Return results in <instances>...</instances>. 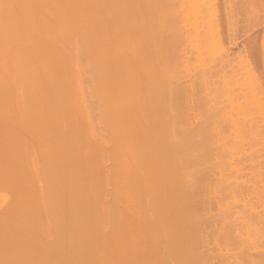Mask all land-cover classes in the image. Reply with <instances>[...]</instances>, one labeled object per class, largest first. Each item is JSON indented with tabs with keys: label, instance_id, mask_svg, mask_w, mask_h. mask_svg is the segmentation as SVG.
Instances as JSON below:
<instances>
[{
	"label": "bare ground",
	"instance_id": "bare-ground-1",
	"mask_svg": "<svg viewBox=\"0 0 264 264\" xmlns=\"http://www.w3.org/2000/svg\"><path fill=\"white\" fill-rule=\"evenodd\" d=\"M216 1L0 0V264H264V0L227 74Z\"/></svg>",
	"mask_w": 264,
	"mask_h": 264
},
{
	"label": "rangeland",
	"instance_id": "rangeland-1",
	"mask_svg": "<svg viewBox=\"0 0 264 264\" xmlns=\"http://www.w3.org/2000/svg\"><path fill=\"white\" fill-rule=\"evenodd\" d=\"M222 1H224V0H220V1L217 0V1H216V3H217L216 6L218 5V7L221 8V9H218V7H217V9L221 11V13H220V12L218 13V17H219V19H218V17H217V18H216V21H217V19H218V21L221 23V25H219V22H217L218 26L220 27L219 29L222 30V31H220L218 34H220V33H221V34L223 33V34H222V36H219V35H218L219 38L221 37L220 39H218V37H216V38L218 39V41H217L216 38H214V39H216V41H217V42H215V40H214L215 45L213 44V45L215 46L214 49L216 50L215 53H214L213 50L210 51L211 48H209V49H210V50H209V49H208L209 46H207L206 49H208V50L210 51L211 54H210V53L208 52V50H206V49H205L204 54H203V56H204V55H205V52H206V54L208 53V55H205V56H206V58L208 57L207 59H210V60H209V61H210V65H212V66H214V67H215V66L217 67V65H218V62L215 63V61H216L217 59H218L217 61H220V60H221V57H222V56L219 57V55H220L221 52H222V53H221L222 55L225 54L226 56H225V55H224V56L227 57V58H229L228 61H229L230 59H232L233 61H235V64H236V62H238V61L240 60V59H237V58H239L240 55H243V52L245 51L244 44H247V42L250 43L249 41L246 42V40H249V38L251 39V37H248V36H249V33H250V36L253 37L254 35H252V34H256V35H257V34L260 32L259 27H258V26H260V25H257V24H256V26H255L256 28L254 27L255 29H253V27H252V28H251V27L248 28V27H245V26L242 25V26H243V29H244V28H245V30H247V28L249 29V30L246 32L245 30H243V29L241 28V23H239L240 25L238 24L239 21H238V22H237V21L234 22V24L232 25L231 30L233 29V32H232L227 26H226V27H227L228 29H225V28H226L225 25H227V24L225 23L226 21H224V20L227 18V17H226V13L228 12V10H230V13L232 14V12H234L232 9H233L234 7H236V6H238L237 1H239V0H236V3H235V0H233L234 3L237 4V5H233V6H232V4H231V7H232V8L230 7V9H228L227 12L225 11V10L227 9V7L225 6V2H222ZM218 2H220V4H221V3H222V4L220 5ZM232 3H233V2H232ZM219 5H220L221 7H220ZM223 5H224V6H223ZM224 7H225V8H224ZM237 8H238V7H236V10H238ZM234 10H235V8H234ZM236 10H235V11H236ZM231 11H232V12H231ZM217 12H218V11H217ZM224 12H225V14H224ZM238 12H239V10H238ZM222 13H223V14H222ZM232 15H233V14H232ZM235 15L237 16V13L234 12L233 18H236V17H234ZM239 16H240V15H238V18H237L236 20H239ZM224 17H226V18L224 19ZM220 20H223V21L221 22ZM233 20H234V19H233ZM251 20H252V18H251ZM222 23H223V24H222ZM224 23H225V24H224ZM236 23H237V24H236ZM235 24H236V25H235ZM237 25H238V26H237ZM222 26H223V28H222ZM251 26H252V25H251ZM237 27H239L240 29L238 28V30H235V29H237ZM257 27H258V28H257ZM241 29H242V31H243L244 33H241V32H242ZM250 29H252V30L250 31ZM223 30H224V31H223ZM234 30H235V31H234ZM239 30H240V31H239ZM253 30H254V33H253ZM226 31H227V32H226ZM228 31H229V32H228ZM230 31H231V32H230ZM249 31H250V32H249ZM257 31H258V33H257ZM255 32H256V33H255ZM229 33H230V34H229ZM226 34H229V35L227 36ZM246 35H247V37H245ZM231 36H232V37H231ZM234 36H235V37H234ZM225 37H226V38H225ZM229 37H230L231 39H230ZM244 37H245L246 39H245ZM222 38H224V39L222 40ZM231 40H232V41H231ZM237 40H238V41H237ZM212 41H213V40H212ZM212 41H211V42H212ZM221 41H222V42H221ZM223 41H225V43H224ZM214 42H212V43H214ZM232 42H233V43H232ZM244 42H245V43H244ZM212 43H211V44H212ZM218 43H219V44H218ZM216 44H217V45H216ZM187 45H189V44H187ZM213 45H211V46L214 47ZM231 45H232V47H231ZM211 46H210V47H211ZM225 46H226V47H225ZM188 47H189V46H188ZM223 47H225V48H223ZM218 49H220L221 51L218 52V51H219ZM188 51H189V50H188ZM192 51H194V49H193ZM224 51H225V53H224ZM228 51H229V52H228ZM195 52H197V51H195ZM212 52H213V53H212ZM217 52H218V53H217ZM226 52H227V53H226ZM192 53H193V52H192ZM192 53H190V54L188 53V57H191V58H192L191 60H193L192 62L189 60L188 62H191L192 64H191V63H188V64L194 65L193 62H194L195 64H196V63H197V64H198V63L200 64V62H199L200 60H199V59H203V56H201V58H199L198 53H194V55H193ZM239 53H240V55H239ZM191 54H192L193 56H192ZM196 54H197L198 56H196ZM212 54H213V55H212ZM218 54H219V55H218ZM189 55H191V56H189ZM209 55H210V56H209ZM217 55H218V58H217ZM227 55H228V56H227ZM238 55H239V56H238ZM205 56H204V57H205ZM214 56H215V57H214ZM224 56L222 57V58H223L222 60H224V59L227 60V58H225ZM231 56H233V57H231ZM237 56H238V57H237ZM195 57H196V59H195ZM212 57H214L215 60H214ZM206 58H205V59H206ZM219 58H220V60H219ZM240 58H241V56H240ZM211 60H212V61L214 60L213 62H214L216 65H214V64L212 63ZM232 60L229 61V65H230L229 67H230V68H229V67L225 68V70L227 69V70H226V74H227V71L229 72V71L231 70V64H233V67L237 66V65H234V63H232V62H233ZM236 60H237V61H236ZM201 61H202V60H201ZM224 61H225V60H224ZM228 61H226L227 64H228ZM231 61H232V62H231ZM201 63H202V62H201ZM191 65H190V66H191ZM200 65H201V64H200ZM194 66H195V65H194ZM226 66H228V65H226ZM192 67H193V66H192ZM195 67H197L198 69H197V71H194V70H196V69L193 67V68H194V70H193L194 72H193V71H192V72H193L194 74L191 72V73H192V77L194 78V76L196 75V76H197L196 78H198V76H199V74H200V69H199L200 67H199L198 65L195 66ZM193 68H191V69H193ZM217 68H218V67H217ZM228 69H229V70H228ZM229 73H230V72H229ZM229 73H228V74H229ZM193 78H192V79H193ZM196 78H194V79H196ZM197 80H198V79H197ZM197 80H196V82H197ZM236 86H237V85H235V87H236ZM199 88H200V87H199ZM199 88H197V90H198ZM236 88H238V86H237ZM197 90H196V91H197ZM198 91H199V92H198ZM198 91H197L196 93H200L201 89H199ZM201 92H202V93H200V94L202 95L204 92H203V91H201ZM201 95H199V96H201ZM204 96H205V95H204ZM201 97H203V96H201ZM92 103H93V107H94L95 104H94V102H92ZM188 105H190V104H188ZM200 121H202V119H200L199 122H200ZM196 122H197V123H195L194 125H198V124H199L198 121H196ZM200 124H201V122H200ZM259 127H260V126H259ZM260 128H263L262 125H261ZM246 162H247V161H246ZM244 163H245V162H244ZM245 164H246V163H245ZM250 165H251V164H250ZM244 166H245V168H244L243 173H242L244 176H243V177L241 176V177H240V180H244L245 176H246L245 179L252 178V176H250V175H251V174H250L251 172H249V170H250V168H249V167H250V166H249V163L247 162V164L244 165ZM251 167H252V165H251ZM248 169H249V170H248ZM244 171H246V173H245ZM250 171H251V170H250ZM251 180H252V179H251ZM248 181H249V180H248ZM249 182H250V181H249ZM249 182H248V183H249ZM242 201H243V200H241L240 203H239L240 206L243 204ZM262 203H263V202H262ZM260 205H261V203H259L258 206H260ZM240 206H239V207H240ZM3 207H4V206H2V208H3ZM260 207H262V205H261ZM263 207H264V206H263ZM0 209H1V208H0ZM260 209H261V208H260ZM208 212L211 213V214H213L214 216H216V215L219 213V209H217V208H215V206H213V207H211V209H209ZM226 248H227V247H226ZM224 249H225V248H224ZM224 252H225V251H224Z\"/></svg>",
	"mask_w": 264,
	"mask_h": 264
}]
</instances>
